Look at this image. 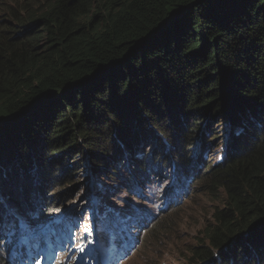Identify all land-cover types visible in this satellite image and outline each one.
Returning <instances> with one entry per match:
<instances>
[{
    "label": "trees",
    "instance_id": "16d2710c",
    "mask_svg": "<svg viewBox=\"0 0 264 264\" xmlns=\"http://www.w3.org/2000/svg\"><path fill=\"white\" fill-rule=\"evenodd\" d=\"M20 6L22 13L9 11L12 24L0 30V217L6 220L0 243L25 209H40L28 215L32 222L65 211L74 190L64 187L68 175H112L126 169L124 160L143 169L145 153L153 156L157 148L149 137L162 148L179 134L184 139L171 158L183 173L197 174V191H225L196 247L182 256L202 263L233 244L260 254L264 0H29ZM207 114L234 129L229 153L200 171L188 141ZM171 221L165 216L152 233ZM167 237L150 239L159 244ZM6 246L0 264L17 262L20 253L14 257Z\"/></svg>",
    "mask_w": 264,
    "mask_h": 264
},
{
    "label": "rangeland",
    "instance_id": "374dc122",
    "mask_svg": "<svg viewBox=\"0 0 264 264\" xmlns=\"http://www.w3.org/2000/svg\"><path fill=\"white\" fill-rule=\"evenodd\" d=\"M25 1L29 0H0V30H3V27L12 24L11 22H8L10 18L9 11L17 10L19 8V13L21 14L22 9L20 4L24 5ZM202 116H204V119L198 126V129L194 132L193 138L188 141L193 142L191 147L192 151L189 152V154L192 158L195 156L194 158L196 160L194 164L198 162L202 163L199 167L200 171H203L205 169V165L208 163L216 165L224 159L226 154L229 153L227 146L232 139V130L234 129V127L232 128L226 120L219 121L221 119L218 118L211 120L210 114ZM180 139L184 138L182 136L180 137L179 134L175 135L171 144L167 142L165 147L161 148L160 145L157 144L155 138L152 136L151 138L149 137L150 144L156 145L157 148L154 150L153 156H148L145 153V159L143 157L141 158L144 159L142 165L145 168L143 169H141V167L137 168L136 164H133V160H131V162L124 160L126 169L111 172L112 175H108L107 172L94 175V173L91 172L90 175L92 177H87V171L83 174H79V172H77L73 175H68V177L72 176V178L67 179V181L70 183L64 187H71V189L74 190L69 192L68 194H70V196L64 200V203L67 205V215L69 216V218L66 219L65 215L63 221V223H65L66 230L57 231L55 233L57 237L61 236V244L66 246V248L71 250V252L74 250L77 255H79V257L80 255L83 256L84 251L87 249V234L85 231H82V223L86 217L88 216L91 224L94 219V211L98 209L103 210V208H108L109 210V206L107 207V205H110V208L112 209L127 212L129 207L126 206L124 201L135 202L136 199H133L132 193L128 191H122V180L128 177L129 179H132L135 176L140 177L142 174L147 173L150 168V180H148L147 185L149 186V191L154 190L155 193L154 195H151L150 201L146 196H143L142 200L144 202H148L150 206H152L154 199L158 195L157 189L159 188L160 183L161 187H165L164 191H173L174 189L178 191L180 193V198L182 197V201L177 208L171 210V212L167 214L171 216L172 221L165 224L163 229H160V231L156 230L154 233H151V235L154 234L159 238H165L168 236H165L166 230L171 231L172 235H169V237H167L164 241L161 239L159 242L158 247L164 246V249L160 252L157 251L156 254V250L153 247L145 249V234L152 230V226H150L144 233L143 241L138 251L123 264H188L189 262L186 258L187 253L182 257L180 255L184 252V250L189 249L192 246H194V248L196 247V236L198 233H200L203 227L208 225L207 223L211 220L209 215L213 212L215 207H220L223 205L222 199L217 201L215 198L219 197L221 194H224L225 191L222 187H217L214 191L200 193L197 191V178H195L194 184L190 185V181H188L183 176L176 166L174 167L176 164L175 162H172L170 166L167 164L168 158L175 157L173 153L174 144H177ZM183 153L187 154V150H184ZM198 153L201 154L200 159H197L199 155L196 156V154ZM154 157L157 159H153ZM176 169L178 170V173L175 172ZM155 172H157V175L160 177V182L155 183V181H157V175H155ZM76 177L83 178L76 179ZM92 180L96 182L95 187L92 186ZM124 184L127 185L128 183L125 182ZM184 192L187 193L185 197L182 196ZM104 193H106V195H104ZM147 193H145V195H147ZM82 194L85 195V200L82 198ZM60 198L62 199V197ZM64 203L63 201H60L61 206L64 205ZM63 207L64 206L61 208L64 209L65 207ZM8 209L14 214L13 210L10 208ZM51 209L55 210L58 208L53 207ZM62 209L56 211L61 212ZM103 215L104 211H102V216ZM117 223L123 226L125 229L126 223L124 219L118 221ZM104 224V221L99 222V228H101ZM37 227L38 225L27 226L25 228L33 231L37 229ZM47 229L53 232L52 229ZM50 231L46 230L44 232ZM247 233L248 232H243L241 234L243 239H245ZM11 235H13V238L11 237L12 239H3L1 241L0 249L3 250L6 248V242L9 243L8 246L12 249L20 242L24 241L23 232H12L10 233V236ZM239 246V244H233L225 247L222 252H220V250L218 253H216L217 251H214L215 254L213 258L206 260L203 262V264H224L226 259H230L237 264H253L255 260L254 253L249 261H244L246 255L252 250H245L243 253H241L240 248L238 249ZM107 248L108 246L106 249ZM82 256L80 258H82ZM196 264L200 263L197 262Z\"/></svg>",
    "mask_w": 264,
    "mask_h": 264
},
{
    "label": "clouds",
    "instance_id": "9594fccd",
    "mask_svg": "<svg viewBox=\"0 0 264 264\" xmlns=\"http://www.w3.org/2000/svg\"><path fill=\"white\" fill-rule=\"evenodd\" d=\"M200 153L196 154L199 155ZM155 159V158H153ZM168 160V161H167ZM167 164L170 166L174 160L170 157L168 158ZM181 162V161H180ZM176 163V162H175ZM177 167L178 170L183 174V176L190 181V185L194 184L195 178L197 174L195 172L183 173V171L179 168L178 164L176 163L174 167ZM173 167V168H174ZM172 168V169H173ZM147 169V165H146ZM175 170L178 173V170ZM159 174V171H158ZM97 175V174H96ZM157 175V172H155ZM150 168L149 171L145 174H142L140 177L135 176L132 179L124 178L122 185V191H128L132 193L133 199H136L135 202H126V206L129 207L127 212H123L117 209H112L109 206L108 208H103V210L98 209L94 211V219L90 224L88 216L82 223V231L85 229H90L91 231H85L87 234V249L84 251L82 258L77 255V253L72 250L67 249L66 246L61 244L62 238L61 236L57 237L54 233L57 232V229L52 225L49 226L47 222L44 221V215L37 220V222H32L28 215L30 212L34 211L35 214L40 215V209L36 207H30L25 209L26 216L19 218L20 220L14 224L15 228L11 229L6 238L9 240L10 233H24V241L20 242L16 247L20 248V255L16 258L17 262H9L5 259L6 264H123L128 261L135 253L138 251L141 243L143 241L144 233L147 229L152 226V230L145 234V249L149 247H153L156 251H162L163 247H158L156 241L150 239L151 233L154 230V227L159 224V222L171 212V210L178 207L180 202L182 201V197L180 198V193L175 189L173 191H164L165 187H161L159 183V188L157 189L158 195L154 199L153 205L150 206L148 202H144L142 200L143 196H146L150 201L151 195H154L155 191H149V186L147 185L148 180H150ZM128 183L127 185L124 183ZM160 182V177L157 175V181L155 183ZM171 184V183H170ZM148 187H147V186ZM149 192V193H147ZM147 193V195H145ZM187 193H183L182 196H186ZM106 199V198H105ZM123 200V199H122ZM113 201V200H109ZM112 203V202H111ZM67 209V207H66ZM102 211H104V215L102 216ZM133 212L132 220L130 219V212ZM63 213V215H61ZM62 218L58 224L59 227H63L65 223L64 221V211L62 210L60 213ZM5 215V214H4ZM6 216V215H5ZM67 219L69 218L66 215ZM23 219V221H21ZM125 220L126 226L125 229L123 226L119 225L117 222L121 220ZM57 220V215L55 221ZM105 222V224L99 228V222ZM28 223H31L29 225ZM6 224V220L0 217V226H4ZM38 225L37 229L31 231L26 229L27 226H35ZM48 226V227H46ZM47 228L52 229L51 232ZM17 229V230H15ZM50 232H44V231ZM41 232V233H39ZM4 237V235H3ZM9 245V243H8ZM108 246L107 249H105ZM103 247V248H102ZM243 249V252L247 248L241 245L239 248ZM7 248V246H6ZM6 248H4L6 250ZM15 248V247H13ZM12 248V249H13ZM225 248V247H224ZM223 250V249H222ZM220 250V252H222ZM44 251V252H43ZM48 251L51 252V256L47 253ZM9 252L15 257L13 254L14 252L9 248ZM146 252V250H145ZM219 252V253H220ZM255 255V260L253 264H264V246L261 247L260 254L257 253L255 250L251 251L248 254ZM25 254V255H23ZM247 254V255H248ZM183 254L180 256L182 257ZM246 255V256H247ZM251 256V258H252ZM250 258V259H251ZM20 259V260H19ZM249 259V260H250ZM246 260V257L244 261ZM22 261V262H20ZM20 262V263H19ZM232 264H235L231 260ZM200 264H203L200 263Z\"/></svg>",
    "mask_w": 264,
    "mask_h": 264
},
{
    "label": "bare ground",
    "instance_id": "6f19581e",
    "mask_svg": "<svg viewBox=\"0 0 264 264\" xmlns=\"http://www.w3.org/2000/svg\"><path fill=\"white\" fill-rule=\"evenodd\" d=\"M87 210V209H86ZM67 209L64 211V215H67ZM135 217H137V216H135ZM66 219H67V217H66ZM53 226V227H55L56 229H57V231H65L66 229H65V225L63 226V227H59V224L56 222V223H54V224H50L49 226ZM55 234V233H54ZM59 237V236H58ZM103 248V247H102ZM106 249V248H105ZM14 262V261H13Z\"/></svg>",
    "mask_w": 264,
    "mask_h": 264
},
{
    "label": "water",
    "instance_id": "95a60500",
    "mask_svg": "<svg viewBox=\"0 0 264 264\" xmlns=\"http://www.w3.org/2000/svg\"><path fill=\"white\" fill-rule=\"evenodd\" d=\"M61 215H63V213H61ZM61 218H62V216H60V214H57V220L56 221H55V219H46V218H44V221L47 222L48 224H54V223L58 222V220L60 222ZM46 227H48V226H46Z\"/></svg>",
    "mask_w": 264,
    "mask_h": 264
},
{
    "label": "snow or ice",
    "instance_id": "6c2138e0",
    "mask_svg": "<svg viewBox=\"0 0 264 264\" xmlns=\"http://www.w3.org/2000/svg\"><path fill=\"white\" fill-rule=\"evenodd\" d=\"M85 231L87 232V231H91L90 229H85Z\"/></svg>",
    "mask_w": 264,
    "mask_h": 264
}]
</instances>
